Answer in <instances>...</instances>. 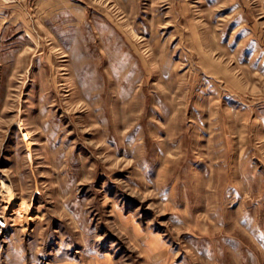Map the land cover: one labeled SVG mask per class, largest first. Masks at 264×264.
Wrapping results in <instances>:
<instances>
[{"label":"rangeland","instance_id":"374dc122","mask_svg":"<svg viewBox=\"0 0 264 264\" xmlns=\"http://www.w3.org/2000/svg\"><path fill=\"white\" fill-rule=\"evenodd\" d=\"M0 264H264V0H0Z\"/></svg>","mask_w":264,"mask_h":264}]
</instances>
